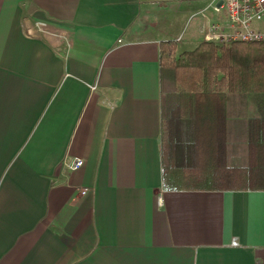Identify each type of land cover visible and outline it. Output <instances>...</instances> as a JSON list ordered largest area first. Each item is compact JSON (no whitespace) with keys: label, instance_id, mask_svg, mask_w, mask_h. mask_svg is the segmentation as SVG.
I'll return each instance as SVG.
<instances>
[{"label":"crops","instance_id":"0c3cea01","mask_svg":"<svg viewBox=\"0 0 264 264\" xmlns=\"http://www.w3.org/2000/svg\"><path fill=\"white\" fill-rule=\"evenodd\" d=\"M172 7L0 0V264H264V190L164 185Z\"/></svg>","mask_w":264,"mask_h":264},{"label":"trees","instance_id":"16d2710c","mask_svg":"<svg viewBox=\"0 0 264 264\" xmlns=\"http://www.w3.org/2000/svg\"><path fill=\"white\" fill-rule=\"evenodd\" d=\"M160 53L164 185L264 190V42L205 40L178 53L176 42L167 41ZM170 83L178 97L171 110L165 99ZM231 134L241 148L230 152ZM237 153L247 155L246 163L234 161Z\"/></svg>","mask_w":264,"mask_h":264},{"label":"built area","instance_id":"2783aa9c","mask_svg":"<svg viewBox=\"0 0 264 264\" xmlns=\"http://www.w3.org/2000/svg\"><path fill=\"white\" fill-rule=\"evenodd\" d=\"M215 10H225L226 20L210 23L204 30V38L208 42L216 43H257L264 42V28H254V24L264 25V0H216ZM37 33L48 34L62 38L67 46H70L69 38L63 33L57 34L43 21L34 23ZM32 32L29 31V34ZM96 87H93L95 89ZM84 165L81 158L66 159L63 167L70 171H76ZM87 188L81 190L85 196ZM160 201V198H159Z\"/></svg>","mask_w":264,"mask_h":264},{"label":"rangeland","instance_id":"374dc122","mask_svg":"<svg viewBox=\"0 0 264 264\" xmlns=\"http://www.w3.org/2000/svg\"><path fill=\"white\" fill-rule=\"evenodd\" d=\"M218 2V1H217ZM214 3L215 5L216 0H173V11H174V19L173 23L177 25L174 29L179 35L184 34L185 37L183 40L176 39L179 42L178 46V53H182L184 51H192L196 49L200 43H202V39H204V29L208 26V18L210 17V12H206L209 8V5ZM254 28H264L263 24H254ZM194 33L198 37L194 38L192 41L189 40L191 34ZM169 89L166 93V102L168 108L171 110L174 108L178 103V97L174 93V85L170 83V86H167ZM185 125L181 127L183 137L188 135V132L185 131ZM189 135L184 138L187 140ZM246 139L245 137L243 138ZM236 138L231 134L228 139L227 148L231 152V150L240 149L239 142L234 143ZM247 151V150H246ZM242 153H237L236 155H240L241 157H235V162L246 163L247 155H241ZM239 158V160H238Z\"/></svg>","mask_w":264,"mask_h":264}]
</instances>
